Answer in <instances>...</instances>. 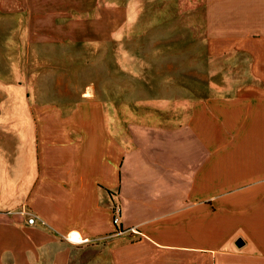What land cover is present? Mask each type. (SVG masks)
Returning a JSON list of instances; mask_svg holds the SVG:
<instances>
[{
	"label": "crops",
	"instance_id": "1",
	"mask_svg": "<svg viewBox=\"0 0 264 264\" xmlns=\"http://www.w3.org/2000/svg\"><path fill=\"white\" fill-rule=\"evenodd\" d=\"M198 1L196 89L0 106V264H264V0Z\"/></svg>",
	"mask_w": 264,
	"mask_h": 264
},
{
	"label": "rangeland",
	"instance_id": "2",
	"mask_svg": "<svg viewBox=\"0 0 264 264\" xmlns=\"http://www.w3.org/2000/svg\"><path fill=\"white\" fill-rule=\"evenodd\" d=\"M75 2L0 0V106L23 109L35 100L32 84L42 85L48 97L57 86L67 95L88 87L115 94L121 87L129 101L146 99L166 90L170 80L176 89H196L190 78L214 68L190 61L206 50L198 0ZM181 27L189 34L176 33ZM103 31L111 35L104 49L96 42ZM240 70L250 72V66ZM29 217L27 223L35 224Z\"/></svg>",
	"mask_w": 264,
	"mask_h": 264
},
{
	"label": "built area",
	"instance_id": "3",
	"mask_svg": "<svg viewBox=\"0 0 264 264\" xmlns=\"http://www.w3.org/2000/svg\"><path fill=\"white\" fill-rule=\"evenodd\" d=\"M118 218H119L118 213H115V214H114V217H113V222H114L115 224L118 223ZM28 222H29V223H33V222H34V217H29V218H28Z\"/></svg>",
	"mask_w": 264,
	"mask_h": 264
},
{
	"label": "water",
	"instance_id": "4",
	"mask_svg": "<svg viewBox=\"0 0 264 264\" xmlns=\"http://www.w3.org/2000/svg\"><path fill=\"white\" fill-rule=\"evenodd\" d=\"M237 244H240V241H237Z\"/></svg>",
	"mask_w": 264,
	"mask_h": 264
},
{
	"label": "bare ground",
	"instance_id": "5",
	"mask_svg": "<svg viewBox=\"0 0 264 264\" xmlns=\"http://www.w3.org/2000/svg\"><path fill=\"white\" fill-rule=\"evenodd\" d=\"M74 240V239H73ZM72 241V240H71Z\"/></svg>",
	"mask_w": 264,
	"mask_h": 264
}]
</instances>
